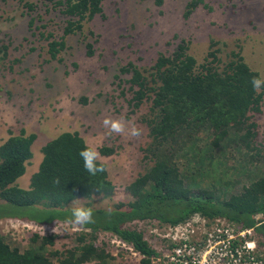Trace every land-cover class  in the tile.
Instances as JSON below:
<instances>
[{
    "label": "trees",
    "instance_id": "trees-1",
    "mask_svg": "<svg viewBox=\"0 0 264 264\" xmlns=\"http://www.w3.org/2000/svg\"><path fill=\"white\" fill-rule=\"evenodd\" d=\"M19 1L24 8H35L34 1ZM153 1L156 5L163 3V0ZM103 2L53 1L54 7L61 6L65 24L58 39L49 40L51 34L45 37L51 60H56L64 48L65 36L81 32L85 23L102 15ZM198 3L197 0L188 2L184 16L188 17ZM31 17L29 25L33 21ZM38 36L44 39L42 32ZM216 44L215 40H210L201 62L188 52L187 43H181L171 54H159L148 70L128 62L115 74L117 78L121 74L128 75V78L120 77L118 86L123 82L127 84L120 94L123 97L128 94V98H124L131 112L144 103L150 104V115L142 120L150 137L144 157L151 165L126 186L132 200L117 203L111 208V215L108 209L86 206L93 209L95 223L79 227L75 232L77 244L63 252L57 264H84L91 260L93 264H105L108 255L94 240L99 232L117 235L144 256L141 264H152L150 258L154 251L143 240L142 232L129 228L128 222L157 220L174 225L196 213L207 218L222 217L241 228H251L264 244V164L262 169L256 168L259 172L249 181L238 182V190L228 196H217L211 189L192 193L179 172L180 160L176 153L187 147L196 153L194 162L184 163L190 171L185 177L192 186L196 184V176H218L224 188L232 184L225 180L228 156L222 151L231 144L237 145L242 155L250 152L252 162L260 158L264 161V152L257 141V123L253 119L255 112L262 109L264 87L256 92L250 82L253 76L260 75L245 62L240 47L222 56L220 50L213 49ZM88 46L86 54L91 55V43ZM199 133L210 137L205 151L208 152L207 146H219V155L211 157L202 150L195 142ZM36 137L35 132L21 128L0 144V218H17L36 225H51L55 221L68 224L71 201L111 194L114 185L108 179L107 170L95 176L85 171L79 156L85 141L71 131L61 132L41 146L42 158L37 170L31 174L28 187H20L17 180L30 163ZM99 151L112 153L107 147ZM240 174L250 173L245 169L236 176ZM57 179L59 183H54ZM55 237V234L34 233L29 246L20 251L0 234V264H53L51 256L58 252L49 250V246Z\"/></svg>",
    "mask_w": 264,
    "mask_h": 264
},
{
    "label": "rangeland",
    "instance_id": "rangeland-1",
    "mask_svg": "<svg viewBox=\"0 0 264 264\" xmlns=\"http://www.w3.org/2000/svg\"><path fill=\"white\" fill-rule=\"evenodd\" d=\"M31 1L35 2L33 10L24 8L19 0L0 2V144L21 128L37 134L30 163L17 180L23 188L28 187L31 174L38 168L41 146L61 132H77L85 143H94L98 151L102 147L112 149L109 154L99 151L108 179L114 185L111 194L78 198L71 201L70 206L75 202L76 205L109 209L119 202L131 201L126 186L151 165L144 157L150 137L142 120L150 115V104L144 103L136 111H130L125 99L128 94H124L125 98L120 94L127 84L123 82L118 86L120 77L128 78V75L115 76L123 65L132 62L139 69L148 70L159 54H171L181 43H187L188 52L201 62L213 39L217 42L213 49L220 50L222 56L240 47L245 62L264 79V0H197L199 3L188 17L184 12L186 4L192 0H163L160 5L153 0H104L102 15L85 23L81 32L65 36V46L56 60L49 57L45 37L51 34V40L62 35L65 18L60 14L61 6L54 7L55 0ZM30 17L33 18L31 25ZM39 32L44 39L38 36ZM88 43H91V55L86 54ZM262 103L261 111L255 112L253 119L257 123V141L264 152V100ZM109 115L134 121L142 134L139 137L108 136L101 122ZM209 140L210 137L201 133L195 137L203 151ZM228 147L222 149L228 156L225 180L232 183L226 188L218 176H196V184L192 186L185 177L190 171L184 163L194 162L196 153L190 147L176 153L180 175L192 193L211 189L217 196H228L238 190V182L249 181L257 167L263 168L262 158L252 162L250 152L246 156L237 151V145ZM220 150L219 146H207L208 152H205L212 157L219 155ZM245 169L249 175L236 176ZM154 223H140L134 228H141L145 235L149 230L151 234L147 238L152 240L154 229L149 228ZM32 225L33 222L26 220L2 217L0 234L20 251L29 246L34 233L55 234L49 246V250L58 252L51 256L53 264H57L58 257L64 256L63 252L77 244L75 232L79 227L61 221L40 230ZM218 225L229 226L234 232L239 229L238 225L222 220ZM112 239L104 232L95 234L97 247L108 251L105 264L141 263L137 254L112 243ZM246 239H254L256 248L264 254V244L258 236L251 233ZM93 263L91 260L84 264Z\"/></svg>",
    "mask_w": 264,
    "mask_h": 264
},
{
    "label": "built area",
    "instance_id": "built-area-1",
    "mask_svg": "<svg viewBox=\"0 0 264 264\" xmlns=\"http://www.w3.org/2000/svg\"><path fill=\"white\" fill-rule=\"evenodd\" d=\"M220 220L226 221L196 214L176 225L155 223L152 247L158 260L161 264H236L245 249L243 245L238 252V238L251 231L234 232L229 226H219ZM251 246L252 242H246L247 248Z\"/></svg>",
    "mask_w": 264,
    "mask_h": 264
},
{
    "label": "clouds",
    "instance_id": "clouds-1",
    "mask_svg": "<svg viewBox=\"0 0 264 264\" xmlns=\"http://www.w3.org/2000/svg\"><path fill=\"white\" fill-rule=\"evenodd\" d=\"M251 84L253 87V90L256 92H259L262 87H264V79L253 76L251 78ZM102 127L106 130V133L108 136L115 135H121V136H129V137H139L142 134V129L134 122L126 120L123 116L121 117H113V116H105L101 122ZM79 156L81 157L83 161V167L86 172H88L90 175L95 176L97 173H103L106 169V164L101 157L100 152L97 149V146L92 142H86L85 146L82 148V150L79 152ZM54 183H59V180H55ZM112 209H108V214L111 215ZM199 214V213H196ZM193 214L185 219V221L192 216L196 215ZM214 218H222V217H214ZM225 219V218H222ZM11 220V219H9ZM227 222V219H225ZM184 221V220H183ZM181 221V222H183ZM153 223L156 222L158 224H167V223H160L157 220H133L131 222H128L129 228H134L135 225H139L140 223ZM54 223V222H53ZM52 223V224H53ZM67 223L75 226V227H83L86 225H90L95 223V218L93 215V209L90 207H86L83 204L76 205L75 202H73V206L70 209V217L67 220ZM132 223V225H130ZM180 223V222H179ZM233 223V222H231ZM34 224V223H33ZM51 224V225H52ZM235 224V223H234ZM36 225V224H34ZM32 225V226H34ZM176 225V224H174ZM238 225V224H236ZM38 226H50L45 224H38L34 227H37L38 230L43 229L39 228ZM155 226V223L150 226L149 229H152ZM238 230H250L251 233L255 234L254 231L251 228H241L240 225ZM138 230V229H137ZM55 231V228L53 229ZM139 231L142 232L143 240H145L148 244V246L153 250V254L150 258L152 264H161V262L158 260L159 254L156 252V250L152 247L153 243L152 240L148 239L147 236L151 234V232L148 230V235L144 234L143 230L140 228ZM256 235V234H255ZM257 236V235H256ZM113 239L111 240L112 243L116 242V245H120L121 248H126L130 251H133V253L137 254L141 259L144 257L142 254H140L138 251L134 250L133 247L126 243L125 241L121 240L117 235H112ZM151 238V237H150ZM240 243L238 245V252H240V248L245 245L244 252L242 253L241 257L239 258V261L236 264H245L246 261H248L247 264H264V254L258 251L256 248V241L254 239H246L245 237L238 238ZM246 242H252V246L250 248L246 247ZM259 243V242H258ZM108 251H106L107 254ZM237 252V253H238ZM108 255V254H107ZM112 255L115 256L116 254ZM250 257H253L252 259ZM139 262V263H140ZM141 264V263H140Z\"/></svg>",
    "mask_w": 264,
    "mask_h": 264
}]
</instances>
